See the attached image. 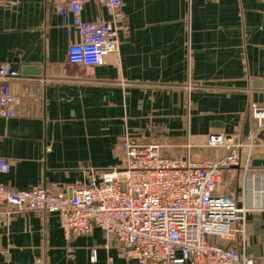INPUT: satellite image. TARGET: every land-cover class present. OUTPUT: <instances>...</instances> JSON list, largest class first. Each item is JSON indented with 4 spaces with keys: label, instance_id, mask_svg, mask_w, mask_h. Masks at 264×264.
I'll return each instance as SVG.
<instances>
[{
    "label": "crops",
    "instance_id": "1",
    "mask_svg": "<svg viewBox=\"0 0 264 264\" xmlns=\"http://www.w3.org/2000/svg\"><path fill=\"white\" fill-rule=\"evenodd\" d=\"M119 50L96 67L67 61L69 36L47 0H3L0 67L18 101L0 117V183L12 191L52 192L119 165L125 136L162 146L169 157L216 161L210 134L246 141L264 160V0H122ZM102 5L88 1L82 18ZM25 66L37 74L24 73ZM248 125V131L244 128ZM247 152V150H244ZM264 177V167H252ZM218 193L248 202L242 175L225 173ZM246 197V199H245ZM4 207L1 211H8ZM246 254L264 264V213L248 217ZM236 246L235 244H233ZM0 264H136L101 230L66 240L57 217L23 211L0 225Z\"/></svg>",
    "mask_w": 264,
    "mask_h": 264
},
{
    "label": "built area",
    "instance_id": "2",
    "mask_svg": "<svg viewBox=\"0 0 264 264\" xmlns=\"http://www.w3.org/2000/svg\"><path fill=\"white\" fill-rule=\"evenodd\" d=\"M47 1L68 35L75 36L67 48L69 64L96 67L118 54L122 0H95L103 14L93 21L82 18L90 0ZM18 77L19 71L0 67V79ZM17 101L9 85L0 82V117H13ZM251 108L260 129L264 109ZM252 138L210 134L206 147L226 154L200 163L188 155L166 156L161 145L125 136L119 165L81 184L52 192L41 186L12 191L0 183V225L19 212H41L57 217L66 240L101 230L136 264H257L246 254L248 217L264 213V177L251 166ZM8 170L9 162L0 158V174ZM227 172L242 175L243 191L251 192L248 202L217 192ZM4 207L9 210L3 214Z\"/></svg>",
    "mask_w": 264,
    "mask_h": 264
},
{
    "label": "water",
    "instance_id": "3",
    "mask_svg": "<svg viewBox=\"0 0 264 264\" xmlns=\"http://www.w3.org/2000/svg\"><path fill=\"white\" fill-rule=\"evenodd\" d=\"M23 72L24 73H31V74H37L38 73L36 69L29 67V66H25L23 68ZM244 131H245V133H247V131H248V125L247 124L244 128ZM251 166L252 167H264V160L254 159L251 162Z\"/></svg>",
    "mask_w": 264,
    "mask_h": 264
},
{
    "label": "rangeland",
    "instance_id": "4",
    "mask_svg": "<svg viewBox=\"0 0 264 264\" xmlns=\"http://www.w3.org/2000/svg\"><path fill=\"white\" fill-rule=\"evenodd\" d=\"M234 174V173H233Z\"/></svg>",
    "mask_w": 264,
    "mask_h": 264
}]
</instances>
